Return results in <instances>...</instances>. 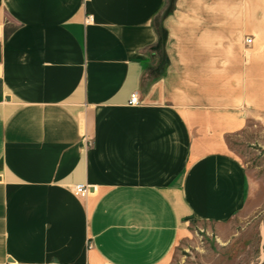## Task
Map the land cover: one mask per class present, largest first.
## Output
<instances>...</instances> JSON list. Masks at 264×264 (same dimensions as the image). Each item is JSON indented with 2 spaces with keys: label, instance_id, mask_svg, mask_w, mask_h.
Segmentation results:
<instances>
[{
  "label": "crops",
  "instance_id": "1",
  "mask_svg": "<svg viewBox=\"0 0 264 264\" xmlns=\"http://www.w3.org/2000/svg\"><path fill=\"white\" fill-rule=\"evenodd\" d=\"M255 118L264 0H0V264H176L198 228L233 247Z\"/></svg>",
  "mask_w": 264,
  "mask_h": 264
},
{
  "label": "rangeland",
  "instance_id": "2",
  "mask_svg": "<svg viewBox=\"0 0 264 264\" xmlns=\"http://www.w3.org/2000/svg\"><path fill=\"white\" fill-rule=\"evenodd\" d=\"M233 151L245 164L249 179L247 214L234 221L227 233L234 246L198 228L185 247H177L176 264H259L264 260V119H251L234 139Z\"/></svg>",
  "mask_w": 264,
  "mask_h": 264
},
{
  "label": "built area",
  "instance_id": "3",
  "mask_svg": "<svg viewBox=\"0 0 264 264\" xmlns=\"http://www.w3.org/2000/svg\"><path fill=\"white\" fill-rule=\"evenodd\" d=\"M92 16L89 15L88 16V20L91 19ZM252 42V38L251 37H247L246 38V43H251ZM130 104H139L140 103V97H139V94L138 92H133L130 96ZM74 192L79 195V196H82V197H85L89 194L90 192V187L88 185H85V184H76L74 187Z\"/></svg>",
  "mask_w": 264,
  "mask_h": 264
},
{
  "label": "water",
  "instance_id": "4",
  "mask_svg": "<svg viewBox=\"0 0 264 264\" xmlns=\"http://www.w3.org/2000/svg\"><path fill=\"white\" fill-rule=\"evenodd\" d=\"M263 223H264V218H263ZM259 264H264V260H262Z\"/></svg>",
  "mask_w": 264,
  "mask_h": 264
}]
</instances>
